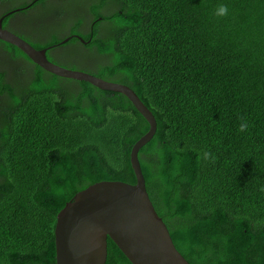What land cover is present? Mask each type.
Instances as JSON below:
<instances>
[{"label": "trees", "instance_id": "1", "mask_svg": "<svg viewBox=\"0 0 264 264\" xmlns=\"http://www.w3.org/2000/svg\"><path fill=\"white\" fill-rule=\"evenodd\" d=\"M47 1L24 4L27 24L45 22L32 45L82 49L91 62H57L128 86L155 116L138 158L180 254L264 264V0L38 11ZM0 64L21 69L10 83L0 72V264H56L58 213L95 183L135 184L130 153L149 124L124 95L50 74L1 41ZM107 249L106 264H131L110 239Z\"/></svg>", "mask_w": 264, "mask_h": 264}, {"label": "water", "instance_id": "2", "mask_svg": "<svg viewBox=\"0 0 264 264\" xmlns=\"http://www.w3.org/2000/svg\"><path fill=\"white\" fill-rule=\"evenodd\" d=\"M24 9L13 10L0 19L1 42L14 46L50 74L124 95L149 124L148 132L134 144L130 153L135 184L95 183L76 194L58 213L54 229L56 264H106L108 239L131 264H189L176 249L166 224L149 198L138 158L140 149L156 133L155 116L128 86L61 66L49 59L47 52L51 47L38 50L4 28V18Z\"/></svg>", "mask_w": 264, "mask_h": 264}, {"label": "flooded vegetation", "instance_id": "3", "mask_svg": "<svg viewBox=\"0 0 264 264\" xmlns=\"http://www.w3.org/2000/svg\"><path fill=\"white\" fill-rule=\"evenodd\" d=\"M38 1L35 2V0H26V1H24V0H0V9H1L0 10V19L3 18L6 14H8L9 12H11L13 10L26 8V6H24V4H26V3L30 4L28 7H29V9H31L33 7V6H31V3L34 2V4H35ZM27 14H28L27 9L15 12L14 14L9 15L8 17L3 19V26H4V28L9 29L13 33H15L19 36H22V38H25V40L26 39L29 40V42H31V44H37V36L35 35V31H34L32 26H34L36 28H43V32H44L45 28L43 25L45 22L34 20L33 25L30 26V24L26 23L28 20L26 19L27 21H25V19H24L28 16ZM22 16H23V18H22ZM18 17L22 18V22H21L22 26L20 29L21 31H16V29H15L16 20L19 19ZM64 36L65 35H59L60 39L66 40L68 37H64ZM43 48H46V47H43ZM5 52L7 53L8 58L11 57V55L7 51H5ZM47 54H48L49 59L52 60L53 62L57 63V61H59V60H57V58H59V57L56 55L57 54L56 49H54V48L50 49L47 52ZM64 66L67 67L68 65H64ZM70 67H67V68H70ZM79 69L82 70V68H80V67H79ZM5 71H6V73H5ZM0 72L5 73L6 82H8V83L13 82V80H11V78L9 77L10 73H9L7 68H0ZM10 72L12 73V75L15 72V75H13V77L15 79L17 78V75H21L20 74L21 73L20 68H15L14 72L12 70Z\"/></svg>", "mask_w": 264, "mask_h": 264}, {"label": "rangeland", "instance_id": "4", "mask_svg": "<svg viewBox=\"0 0 264 264\" xmlns=\"http://www.w3.org/2000/svg\"><path fill=\"white\" fill-rule=\"evenodd\" d=\"M81 3H83V0H69V1H64V0H48L47 1V4L44 6V9L42 8H39L38 11H45V12H52L54 10H60V11H63V10H67V9H77V7L81 6ZM1 10V9H0ZM28 17V16H27ZM19 19L16 20V24H15V29L16 30H20L21 29V25H20V22H22V18L21 17H18ZM26 20V18H24ZM15 31V30H14ZM79 54V55H78ZM58 57H62L63 60H66L67 59V56L71 57V58H74V57H78L79 59L81 60H84L86 63L88 62H91L93 59H91L90 57H88L87 55L83 54V50L82 49H74L72 47H65L63 50H61V52L57 53L56 54ZM64 63V64H63ZM57 64L61 65V66H64L66 65L67 63L66 62H57ZM83 65H87V64H84V63H81ZM2 66V67H1ZM20 66L19 65H4V64H0V68H7L10 75L9 77L11 78V80H14L15 82V78L13 77V75H15V72H14V69L15 68H19ZM65 67V66H64ZM13 71V75L10 71ZM22 77V76H21Z\"/></svg>", "mask_w": 264, "mask_h": 264}, {"label": "clouds", "instance_id": "5", "mask_svg": "<svg viewBox=\"0 0 264 264\" xmlns=\"http://www.w3.org/2000/svg\"><path fill=\"white\" fill-rule=\"evenodd\" d=\"M227 14H228V9H227V6H224V5L220 6L219 9L216 12V15H218V16H225ZM246 127H247V124L246 123L241 124L240 125V130L241 131H244V129Z\"/></svg>", "mask_w": 264, "mask_h": 264}, {"label": "crops", "instance_id": "6", "mask_svg": "<svg viewBox=\"0 0 264 264\" xmlns=\"http://www.w3.org/2000/svg\"><path fill=\"white\" fill-rule=\"evenodd\" d=\"M16 31H21V30H16ZM19 36V35H18ZM25 39V38H24ZM27 40V39H26ZM28 42H29V40H27ZM29 43H31V42H29Z\"/></svg>", "mask_w": 264, "mask_h": 264}]
</instances>
